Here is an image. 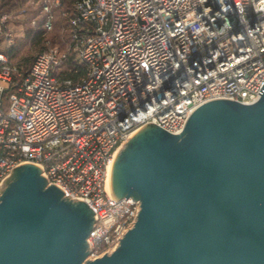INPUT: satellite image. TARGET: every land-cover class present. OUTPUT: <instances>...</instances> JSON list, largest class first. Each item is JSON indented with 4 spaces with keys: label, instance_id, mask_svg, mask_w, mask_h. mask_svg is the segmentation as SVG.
Segmentation results:
<instances>
[{
    "label": "built area",
    "instance_id": "2783aa9c",
    "mask_svg": "<svg viewBox=\"0 0 264 264\" xmlns=\"http://www.w3.org/2000/svg\"><path fill=\"white\" fill-rule=\"evenodd\" d=\"M39 2L47 33L60 0ZM36 3L0 12V188L30 163L85 202L92 260L136 219L139 202L108 189L112 158L135 131L152 122L178 134L204 102L258 100L264 0H74L65 49L47 48L23 68L11 50ZM26 23L35 27L36 16Z\"/></svg>",
    "mask_w": 264,
    "mask_h": 264
},
{
    "label": "water",
    "instance_id": "95a60500",
    "mask_svg": "<svg viewBox=\"0 0 264 264\" xmlns=\"http://www.w3.org/2000/svg\"><path fill=\"white\" fill-rule=\"evenodd\" d=\"M258 100L202 103L172 134L146 122L116 151L115 200L139 202L89 260L93 213L25 163L0 188V264H264V84Z\"/></svg>",
    "mask_w": 264,
    "mask_h": 264
},
{
    "label": "rangeland",
    "instance_id": "374dc122",
    "mask_svg": "<svg viewBox=\"0 0 264 264\" xmlns=\"http://www.w3.org/2000/svg\"><path fill=\"white\" fill-rule=\"evenodd\" d=\"M65 0H60V3L58 6H54L52 8V14H53V29L47 33L41 32L40 38H35L32 40L24 39V35L26 33V26L28 25L26 23V19L30 16H36L37 24L38 20H40L43 15L40 13V10L36 6V10L30 11V14L25 17V20H22L21 24L24 28L23 31V37H19L14 42V51L11 52V59L14 63L19 64L23 68H26L29 66L30 62L32 61L33 57L50 47H59L60 49L64 50L65 44L71 39L70 37V28L68 27L67 30L65 28V22L59 18L58 16V8L60 9L65 8V5L68 3L65 2ZM40 4V2H39ZM36 5H38L36 3ZM41 16V17H40ZM29 26V25H28ZM68 38V39H67ZM37 39V40H36Z\"/></svg>",
    "mask_w": 264,
    "mask_h": 264
},
{
    "label": "trees",
    "instance_id": "16d2710c",
    "mask_svg": "<svg viewBox=\"0 0 264 264\" xmlns=\"http://www.w3.org/2000/svg\"><path fill=\"white\" fill-rule=\"evenodd\" d=\"M38 5L34 6V9L36 10V6H38L37 8L39 9V1L40 0H36ZM24 0H0V12L2 11H11V10H15L17 8H19L22 4H23ZM67 2L68 4L65 5V8H58V16H60L59 18H61L64 22H65V28L67 30V28H70L69 25V21L71 18V14H72V3L74 2V0H65L64 3ZM33 8L29 9V14L30 11L34 10ZM28 14V15H29ZM41 17V16H40ZM42 21H43V17L38 20V24L35 27H31V26H26V33L24 35V39H28V40H32L35 38L37 39H41L40 38V34L41 32H43L42 30ZM36 39V40H37ZM68 39V38H67ZM14 51V46L11 50V52ZM72 64V61H68V66Z\"/></svg>",
    "mask_w": 264,
    "mask_h": 264
},
{
    "label": "bare ground",
    "instance_id": "6f19581e",
    "mask_svg": "<svg viewBox=\"0 0 264 264\" xmlns=\"http://www.w3.org/2000/svg\"><path fill=\"white\" fill-rule=\"evenodd\" d=\"M108 189H109V187H108Z\"/></svg>",
    "mask_w": 264,
    "mask_h": 264
}]
</instances>
